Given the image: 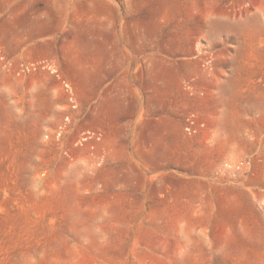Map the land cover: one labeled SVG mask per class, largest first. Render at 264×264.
<instances>
[{"label":"rangeland","instance_id":"obj_1","mask_svg":"<svg viewBox=\"0 0 264 264\" xmlns=\"http://www.w3.org/2000/svg\"><path fill=\"white\" fill-rule=\"evenodd\" d=\"M0 264H264V0H0Z\"/></svg>","mask_w":264,"mask_h":264},{"label":"built area","instance_id":"obj_2","mask_svg":"<svg viewBox=\"0 0 264 264\" xmlns=\"http://www.w3.org/2000/svg\"><path fill=\"white\" fill-rule=\"evenodd\" d=\"M69 88V87H68ZM69 92L71 93L70 94V100L72 101V105L75 107L76 104L74 103V99H73V95H72V91L69 90ZM68 116H66V120H68ZM187 120H188V125L186 126V130L189 132V133H192V132H195L196 131V126H194L195 124V119L193 117V114L192 115H189L187 117ZM65 126V124L63 126H61L58 131L55 132V136L56 138H58L61 133H62V129L63 127ZM89 138H95L97 140L100 139V134L96 133L95 131H86L85 133H83V135L79 138V140L77 141L76 144H80L82 145L85 141H87Z\"/></svg>","mask_w":264,"mask_h":264}]
</instances>
